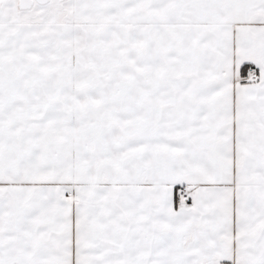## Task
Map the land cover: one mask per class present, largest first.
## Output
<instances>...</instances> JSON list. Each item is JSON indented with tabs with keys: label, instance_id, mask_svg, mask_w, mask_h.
<instances>
[{
	"label": "snow or ice",
	"instance_id": "obj_1",
	"mask_svg": "<svg viewBox=\"0 0 264 264\" xmlns=\"http://www.w3.org/2000/svg\"><path fill=\"white\" fill-rule=\"evenodd\" d=\"M0 264H264V0H0Z\"/></svg>",
	"mask_w": 264,
	"mask_h": 264
}]
</instances>
